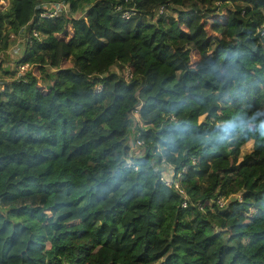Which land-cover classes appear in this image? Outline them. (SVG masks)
<instances>
[{
    "label": "trees",
    "instance_id": "obj_1",
    "mask_svg": "<svg viewBox=\"0 0 264 264\" xmlns=\"http://www.w3.org/2000/svg\"><path fill=\"white\" fill-rule=\"evenodd\" d=\"M44 1L0 9V264H264V0Z\"/></svg>",
    "mask_w": 264,
    "mask_h": 264
},
{
    "label": "rangeland",
    "instance_id": "obj_2",
    "mask_svg": "<svg viewBox=\"0 0 264 264\" xmlns=\"http://www.w3.org/2000/svg\"><path fill=\"white\" fill-rule=\"evenodd\" d=\"M60 2L61 1H53L52 6L54 8H57L59 11H62L64 10V8L67 7V5L66 4L64 5L61 2L64 5V8H62V6L60 5ZM12 5H13V0H3L0 2V9L2 8L4 12H10L12 9ZM79 14H80V11H77L75 13V15H79ZM24 39H25V36L23 34L16 36L15 42L12 44V46L7 48L6 50L0 51V62H2L3 66L9 67V68H14L16 66L15 60L22 53L21 50L25 46ZM119 50H123V47L120 46L119 44H114L111 46V52L113 55H115L117 51ZM67 65H70L69 61H66L63 66H67ZM61 74L57 75L58 80H57L56 91L60 92L61 96H63L64 98H67L73 101L78 107H82L84 104L88 103V100L80 96L78 83L73 82L70 79H66L64 75H68V74L64 72H61ZM49 103H50V96L44 99L43 107L46 108L49 105ZM119 123H117L116 121H111L109 122V125L116 126ZM130 143H131V147L135 145L134 139L132 137L130 138ZM135 149L137 151L139 147L136 146ZM84 167H88V165L86 162V158H84L83 156H77V157H73L70 159V168L74 172ZM92 170H95L97 172L96 168L94 167H92ZM163 175L164 177L169 179L168 176L169 177L171 176V171H170L169 166L167 165L165 166ZM168 216H169L168 217L169 221H171V214L168 213ZM91 262H93V257H91Z\"/></svg>",
    "mask_w": 264,
    "mask_h": 264
},
{
    "label": "built area",
    "instance_id": "obj_3",
    "mask_svg": "<svg viewBox=\"0 0 264 264\" xmlns=\"http://www.w3.org/2000/svg\"><path fill=\"white\" fill-rule=\"evenodd\" d=\"M53 1H56V0L44 1L43 2V6H42L43 8H42V10L40 12V16L41 17H51V16H54V15H56V14H58L60 12L57 8H54L52 6ZM57 1H59V0H57ZM61 2H60V5L62 6V8H64L65 3L62 2L64 4L63 5ZM65 9L66 8H64V10ZM34 34H36V33H34ZM28 66H29V63L25 62V63H22V64L18 65L17 69H18V71L23 72ZM140 142L141 141L137 140V143H140ZM165 181L170 184V179L165 178ZM175 186H177L176 182H175ZM179 191L183 193V189L182 188H179ZM238 197H240V196L238 195ZM217 202H218V204L220 206H223V205H225L226 200L218 199ZM183 205H185V202H183Z\"/></svg>",
    "mask_w": 264,
    "mask_h": 264
},
{
    "label": "crops",
    "instance_id": "obj_4",
    "mask_svg": "<svg viewBox=\"0 0 264 264\" xmlns=\"http://www.w3.org/2000/svg\"><path fill=\"white\" fill-rule=\"evenodd\" d=\"M3 1V0H0V2Z\"/></svg>",
    "mask_w": 264,
    "mask_h": 264
}]
</instances>
